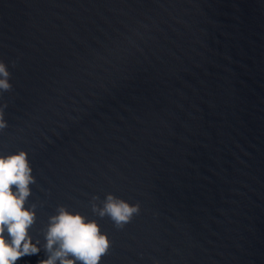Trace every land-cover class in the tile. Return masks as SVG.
<instances>
[{"label":"water","instance_id":"obj_1","mask_svg":"<svg viewBox=\"0 0 264 264\" xmlns=\"http://www.w3.org/2000/svg\"><path fill=\"white\" fill-rule=\"evenodd\" d=\"M0 61L33 241L64 205L101 264H264V0H0ZM107 193L139 205L122 229L91 212Z\"/></svg>","mask_w":264,"mask_h":264},{"label":"clouds","instance_id":"obj_2","mask_svg":"<svg viewBox=\"0 0 264 264\" xmlns=\"http://www.w3.org/2000/svg\"><path fill=\"white\" fill-rule=\"evenodd\" d=\"M10 73L0 61V91L11 89ZM0 106V130L8 125ZM36 180L28 153L19 150L0 154V264H17L25 257L37 255L43 248L46 259L40 264H101L108 255L111 240L101 230L96 219L58 205L55 214L48 216L42 229L44 243L33 241L30 230L37 222V205L29 203L31 185ZM92 196L91 212L101 219L107 217L114 227L122 229L139 213L138 204H130L112 193L102 201Z\"/></svg>","mask_w":264,"mask_h":264}]
</instances>
